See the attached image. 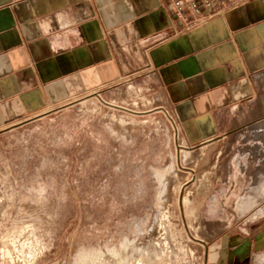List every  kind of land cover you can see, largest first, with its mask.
I'll return each mask as SVG.
<instances>
[{"label":"rangeland","instance_id":"rangeland-1","mask_svg":"<svg viewBox=\"0 0 264 264\" xmlns=\"http://www.w3.org/2000/svg\"><path fill=\"white\" fill-rule=\"evenodd\" d=\"M256 124L190 152L126 80L0 131V264H206L258 200Z\"/></svg>","mask_w":264,"mask_h":264},{"label":"crops","instance_id":"crops-1","mask_svg":"<svg viewBox=\"0 0 264 264\" xmlns=\"http://www.w3.org/2000/svg\"><path fill=\"white\" fill-rule=\"evenodd\" d=\"M126 80L150 85L190 152L254 121L264 143V0L204 21L177 18L169 0H0V131ZM258 167V200L206 264H264Z\"/></svg>","mask_w":264,"mask_h":264},{"label":"built area","instance_id":"built-area-1","mask_svg":"<svg viewBox=\"0 0 264 264\" xmlns=\"http://www.w3.org/2000/svg\"><path fill=\"white\" fill-rule=\"evenodd\" d=\"M240 0H169L173 13L181 20H208L222 15L228 6Z\"/></svg>","mask_w":264,"mask_h":264},{"label":"bare ground","instance_id":"bare-ground-1","mask_svg":"<svg viewBox=\"0 0 264 264\" xmlns=\"http://www.w3.org/2000/svg\"><path fill=\"white\" fill-rule=\"evenodd\" d=\"M262 261V260H261ZM105 263V262H104ZM139 264V263H138Z\"/></svg>","mask_w":264,"mask_h":264}]
</instances>
